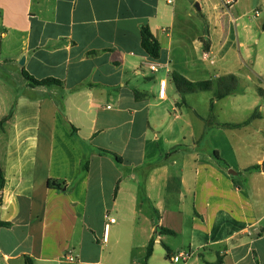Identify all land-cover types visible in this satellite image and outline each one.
I'll use <instances>...</instances> for the list:
<instances>
[{
    "label": "crops",
    "instance_id": "0c3cea01",
    "mask_svg": "<svg viewBox=\"0 0 264 264\" xmlns=\"http://www.w3.org/2000/svg\"><path fill=\"white\" fill-rule=\"evenodd\" d=\"M184 1L0 0V122L12 113L0 129V264H173L181 251L189 264H264V0L190 3L209 49L201 78L186 77L239 80L215 122L214 90L183 103L172 81ZM24 72L63 85L31 87Z\"/></svg>",
    "mask_w": 264,
    "mask_h": 264
},
{
    "label": "trees",
    "instance_id": "16d2710c",
    "mask_svg": "<svg viewBox=\"0 0 264 264\" xmlns=\"http://www.w3.org/2000/svg\"><path fill=\"white\" fill-rule=\"evenodd\" d=\"M263 31H264V24H263ZM141 46L144 49V51L153 60H159L161 58V55H162L161 44L159 43L157 38L153 35L151 29L147 25H143L141 27ZM204 48H205V51L209 49L208 42L205 44ZM23 75L31 87H51V86L62 87L63 85V82L58 79L49 78V79H44V80H38L34 78L33 76L29 75L27 72H24ZM172 81L175 84L177 91L181 95L183 103L186 102V96L189 94L214 90L215 95L210 103L211 119L213 118L212 114L214 112L215 102L234 94L239 87V80L235 75H228L225 77H221L216 81H212V80L193 81L187 78L181 71L177 69H174L172 72ZM11 114L0 122V129H2L4 123L10 118ZM251 120L252 118L238 125L237 124H219L218 126L221 128H239V127L248 125L251 122ZM209 122H211V120L207 121L208 124ZM209 129H211V126H207V131ZM103 153H110V152L103 151ZM113 155L117 157L115 154ZM214 157L223 166L225 167L228 166L227 163L220 157L219 152L215 151ZM118 160L120 161V159ZM88 168H89L88 165L85 164L84 170L86 172L88 171ZM256 169H260V167L255 166L253 168H250L249 171L256 170ZM4 182H5L4 175H3L2 170L0 169V191L4 187ZM49 186L51 188H56V189H61L62 187L61 184H59L56 181H52V180L50 181ZM2 225L9 226L10 224L7 223V224H2ZM152 250H153V243L151 242L148 247V256L152 254ZM26 263L33 264L29 258H27Z\"/></svg>",
    "mask_w": 264,
    "mask_h": 264
},
{
    "label": "rangeland",
    "instance_id": "374dc122",
    "mask_svg": "<svg viewBox=\"0 0 264 264\" xmlns=\"http://www.w3.org/2000/svg\"><path fill=\"white\" fill-rule=\"evenodd\" d=\"M192 0H186L183 4L177 8L176 24L172 30L173 37L175 38V45L173 50V68L183 72V74L191 79L201 78L202 62L201 55L202 50H205V40L207 35V19L200 12L194 4H190ZM200 98L204 99L205 96H211V92H197ZM203 96V97H202ZM205 105H200L199 110L202 113H206ZM236 115L237 119H245L247 117L246 112L240 111H227L220 112L222 117L226 115L230 116L232 113ZM219 117H215L212 120L215 122ZM115 234L112 231L111 243ZM106 256L108 252L106 251Z\"/></svg>",
    "mask_w": 264,
    "mask_h": 264
},
{
    "label": "built area",
    "instance_id": "2783aa9c",
    "mask_svg": "<svg viewBox=\"0 0 264 264\" xmlns=\"http://www.w3.org/2000/svg\"><path fill=\"white\" fill-rule=\"evenodd\" d=\"M166 2L169 4H174L175 0H166ZM224 2L226 4H231L233 2V0H224ZM149 67L153 72L158 71V66L154 63L151 64ZM165 94H166V81L163 80V81H161V84H160V97L164 98ZM115 222H116L115 218H108V222L105 225L103 243L107 242L109 227L111 224H114ZM191 258H192V253L190 251H181L180 253H178L177 255H175L171 258V262L173 264H189ZM63 259H65L69 262H73L76 260V257L72 253H69V254L65 255L63 257Z\"/></svg>",
    "mask_w": 264,
    "mask_h": 264
},
{
    "label": "water",
    "instance_id": "95a60500",
    "mask_svg": "<svg viewBox=\"0 0 264 264\" xmlns=\"http://www.w3.org/2000/svg\"><path fill=\"white\" fill-rule=\"evenodd\" d=\"M196 7L198 8V10H200V7H199L198 4L196 5ZM24 61H25V59L23 58V59L21 60V64H22V65L24 64Z\"/></svg>",
    "mask_w": 264,
    "mask_h": 264
}]
</instances>
